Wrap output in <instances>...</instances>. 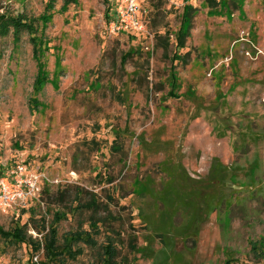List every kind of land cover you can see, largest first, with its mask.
<instances>
[{"label": "rangeland", "instance_id": "obj_1", "mask_svg": "<svg viewBox=\"0 0 264 264\" xmlns=\"http://www.w3.org/2000/svg\"><path fill=\"white\" fill-rule=\"evenodd\" d=\"M136 1L130 35L107 32L123 0H0V175L46 177L0 228L40 242L60 211L61 246L98 219L63 264L101 263L107 236L119 264H264V0ZM34 255L0 236V264Z\"/></svg>", "mask_w": 264, "mask_h": 264}, {"label": "trees", "instance_id": "obj_2", "mask_svg": "<svg viewBox=\"0 0 264 264\" xmlns=\"http://www.w3.org/2000/svg\"><path fill=\"white\" fill-rule=\"evenodd\" d=\"M207 3H209V5H211L210 7H216L217 5H219L220 0H204ZM184 10H186L185 12V16L187 17V19H183V21L185 22L186 20H188V23L190 21L189 18L191 11L193 9V7L189 6V5H184ZM23 19V18H22ZM106 21L108 23L109 19H110V15L109 12H106ZM181 29H179L178 33L175 36V40H176V48L180 49L183 47V42L181 39V33H180ZM132 35V34H130ZM169 45L168 43V36H166V40L164 43V49H167V46ZM177 53V52H175ZM174 53V55L172 56L171 60H174V58H176L178 55H176ZM125 59V58H124ZM123 59V60H124ZM122 60V61H123ZM173 62V61H171ZM172 79H176V78H172ZM173 84V82H172ZM150 192V191H148ZM160 192H162L161 194L164 193L163 197L161 196V201L163 202V204L167 203L169 204V202L171 201L172 204V199L170 198L171 195H175L177 197V192L176 189L174 187L171 188V185L168 186V188L166 190L163 189V191L161 190ZM159 192V194H160ZM154 197L156 195V193H151ZM98 206V202L94 199H91L89 201H87L86 203H82L81 201L78 202L76 207H79L81 209H86V210H94V208H96ZM243 207V205H242ZM70 209V208H69ZM66 217V214L63 212H54L53 216H52V220L48 226V230L47 232L43 235L42 241H31L30 239L26 240L24 239L25 236V229L26 226L23 227V225L19 228H16V231L14 232H4L1 228H0V236L3 238H6L9 241H13L14 243H27L30 244L33 254L38 252L41 248L42 250H44V256L45 258L49 261V263H53V264H63V260L64 259V255H67L69 258L75 259L77 255L81 254L82 249L80 247L77 246L78 243H83L89 246H96L97 245V241L95 240V236H97V234L100 232V228L98 226V222H100L98 219L95 218H91L89 220L88 223V229H84L82 226V222L78 223V229L70 234V242H67V244H62L61 246H58V242H57V226L56 224L62 220L63 218ZM37 225V224H36ZM35 225V226H36ZM43 230H45V225L42 226ZM39 233H40V229H39ZM84 235H86V238H84ZM65 239V238H64ZM63 239V240H64ZM67 241V239H65ZM75 248H73L74 245ZM101 249V263H95V264H119L118 261H116V257L118 255V251H117V247L115 246V241L110 237L107 236L106 240L104 242V244H102L100 246ZM66 253V254H64ZM231 261L226 262V264H230ZM45 264V261L42 263ZM88 264H94V263H88Z\"/></svg>", "mask_w": 264, "mask_h": 264}, {"label": "built area", "instance_id": "obj_3", "mask_svg": "<svg viewBox=\"0 0 264 264\" xmlns=\"http://www.w3.org/2000/svg\"><path fill=\"white\" fill-rule=\"evenodd\" d=\"M136 0H123L116 8L107 23L109 34H137L145 27L139 15ZM45 175L30 169L25 163L18 162L8 167L0 175V211L23 209L28 203L39 196ZM31 264H39L38 255L31 258Z\"/></svg>", "mask_w": 264, "mask_h": 264}]
</instances>
